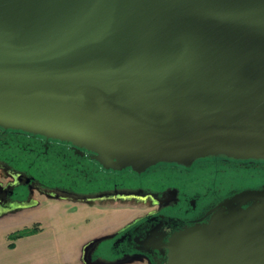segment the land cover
Returning <instances> with one entry per match:
<instances>
[{
  "label": "water",
  "instance_id": "95a60500",
  "mask_svg": "<svg viewBox=\"0 0 264 264\" xmlns=\"http://www.w3.org/2000/svg\"><path fill=\"white\" fill-rule=\"evenodd\" d=\"M0 127L140 173L264 161V0H0ZM168 248L166 264H264V186Z\"/></svg>",
  "mask_w": 264,
  "mask_h": 264
},
{
  "label": "flooded vegetation",
  "instance_id": "af4514ba",
  "mask_svg": "<svg viewBox=\"0 0 264 264\" xmlns=\"http://www.w3.org/2000/svg\"><path fill=\"white\" fill-rule=\"evenodd\" d=\"M260 166L264 161L218 157L191 166L161 162L141 173L118 170L71 142L0 127V208L40 207L47 201L132 213L83 245V264H166L174 234L209 222L236 193L264 186L236 185L228 173Z\"/></svg>",
  "mask_w": 264,
  "mask_h": 264
},
{
  "label": "crops",
  "instance_id": "0c3cea01",
  "mask_svg": "<svg viewBox=\"0 0 264 264\" xmlns=\"http://www.w3.org/2000/svg\"><path fill=\"white\" fill-rule=\"evenodd\" d=\"M108 211L112 215L104 219L97 207L0 208V264H83V245L121 221L113 217L120 211ZM34 225L38 232L14 241L9 238Z\"/></svg>",
  "mask_w": 264,
  "mask_h": 264
},
{
  "label": "rangeland",
  "instance_id": "374dc122",
  "mask_svg": "<svg viewBox=\"0 0 264 264\" xmlns=\"http://www.w3.org/2000/svg\"><path fill=\"white\" fill-rule=\"evenodd\" d=\"M229 174L233 179H235L234 183L239 186L245 185L249 187H256V186H261L264 184V166H260L259 170L251 171V172L249 170L246 171L244 167H239V169L237 170L233 168L232 171L228 173V175ZM252 174H255V175H252ZM40 207L43 209L46 207H69V205H66L65 203H61V202L43 201ZM102 212L101 214L102 216H104V219H108L112 215V213H110L107 210H105L104 214ZM131 215L132 213L122 212L121 215L117 213V216H113V217L115 219H121V221L118 224L120 225L121 223H124V221H126L129 217H131Z\"/></svg>",
  "mask_w": 264,
  "mask_h": 264
},
{
  "label": "trees",
  "instance_id": "16d2710c",
  "mask_svg": "<svg viewBox=\"0 0 264 264\" xmlns=\"http://www.w3.org/2000/svg\"><path fill=\"white\" fill-rule=\"evenodd\" d=\"M38 231H39V226L38 225H34L32 227L24 228L22 230H18V231L14 232V233H11L9 238L12 241H14V240H16V239H18L20 237H23V236H26V235H30V234L36 233ZM9 245L13 246L14 243L11 242Z\"/></svg>",
  "mask_w": 264,
  "mask_h": 264
}]
</instances>
